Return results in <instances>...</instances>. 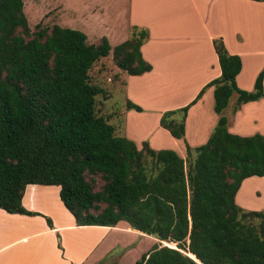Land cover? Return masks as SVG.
<instances>
[{
    "label": "trees",
    "instance_id": "trees-1",
    "mask_svg": "<svg viewBox=\"0 0 264 264\" xmlns=\"http://www.w3.org/2000/svg\"><path fill=\"white\" fill-rule=\"evenodd\" d=\"M148 39L147 30L135 27L112 51L107 37L90 44L84 32L59 25H38L33 33L24 0H0V210L38 216L23 205L28 186H59L78 226L124 221L158 239L137 264H264V211L236 202L246 179L264 177V135L232 134L223 115L234 94V112L264 98V69L254 91L241 90V58L215 40L222 75L160 122L184 139L190 108L214 87L220 119L209 141L187 145V159L147 142L139 149L118 135L112 112L100 113L99 97L112 95L92 82L91 70L112 52L121 71L151 72L141 52ZM126 109L143 112L130 100ZM99 179L104 185L97 190Z\"/></svg>",
    "mask_w": 264,
    "mask_h": 264
},
{
    "label": "crops",
    "instance_id": "crops-1",
    "mask_svg": "<svg viewBox=\"0 0 264 264\" xmlns=\"http://www.w3.org/2000/svg\"><path fill=\"white\" fill-rule=\"evenodd\" d=\"M102 26L109 42L110 35L119 40L130 39L135 27L149 32L141 52L153 70L140 76L122 73L121 82L127 99L148 113L126 109L112 112L114 118L123 116L125 119L123 136L116 125L118 135L134 141L139 149L147 142L156 151L173 150L187 159V145L195 149L209 141L220 119L214 110L215 88L189 110L184 139L174 138L160 122L166 112L185 107L222 75L215 40H223L229 54L241 58L242 69L236 79L241 90L254 91L257 77L264 69V2L129 0L130 31L127 35L118 33V27L105 19ZM166 90L176 92L178 101L174 102L175 96L164 94ZM183 92L188 94L186 99L182 97ZM237 98L238 94H234L223 112L228 119L229 132L240 136L264 135V98L246 103L234 112ZM233 99L236 100L234 103ZM242 117L248 119L245 124L241 122ZM145 128L151 131L145 133ZM253 187V194L259 199V189L263 190L260 182ZM60 190L59 186H28L23 205L31 212L39 213L38 216L0 210V264H98L117 247L124 250L123 255L130 248L147 243L150 246L145 255L160 243L158 239L132 229L124 221L115 227L78 226L62 202ZM244 198H247L246 194ZM245 204L242 201L246 207ZM124 236L136 239V245L133 241H119ZM122 255L118 256L119 262Z\"/></svg>",
    "mask_w": 264,
    "mask_h": 264
},
{
    "label": "rangeland",
    "instance_id": "rangeland-1",
    "mask_svg": "<svg viewBox=\"0 0 264 264\" xmlns=\"http://www.w3.org/2000/svg\"><path fill=\"white\" fill-rule=\"evenodd\" d=\"M24 3L25 14L28 18L29 26L33 33L36 31V27L38 25H41L43 28L48 29L53 28L55 25H59L64 28H71L82 31L87 34L88 42L90 44H97L106 35L104 34V29L102 26L104 19L105 21H110V23L117 26L118 33L120 34L127 35V33L130 31L128 28L129 0H24ZM109 38H111L110 43L112 46V51L116 46L122 44V41H125V39L123 40V38L122 40H119V37L115 38L112 35H110ZM122 73H124L126 76L128 75L116 66L112 57V52L109 57L101 59L92 68V82L102 87L104 90L111 92L112 95L111 99L107 101L105 100V96L101 95L99 97L98 108L101 114L105 113L104 111L117 113L126 109V102L128 99L121 83L123 80ZM211 88L214 87L208 88L204 94H206ZM163 93L170 94V97L175 96L174 102L178 101V95L176 92L166 90ZM187 95V93H182V97H185ZM186 98L187 97H185L184 99ZM184 99L182 98V100ZM213 100L215 106L214 94ZM235 101V99L232 100L233 103ZM198 102L196 104H198ZM167 104H170V102L168 101ZM195 105H193L191 108L195 107ZM139 113H148V111H145L143 109V112ZM194 116H196V113ZM247 120V117H244L241 122L245 124ZM132 121L135 122L136 120L132 119ZM111 123L115 126L118 125V131L120 135L123 136L125 133V119L123 120V116H121V118L115 117ZM148 131L151 130H147L146 128L143 130V132L145 133H147ZM252 131L254 130H251V132ZM259 182L260 186L263 188V190L259 189L260 200L255 197V195L253 194L254 187L252 188L254 184H258ZM263 184L264 177H253L247 179L239 193L241 194V196L239 195L237 202L242 209H244L245 211H264ZM103 185L104 182L99 179L97 181L96 189H101ZM244 194L247 195V198H244ZM242 197L245 200H243ZM242 201L246 203V207L242 205ZM119 241H122L123 243L133 241L132 244L134 243V245H136L137 242L136 239H130L127 236L119 239ZM166 244H168V242H165V244L162 243L163 246ZM149 246L150 244L147 243L140 244L139 246H134L123 255L121 253H123L124 250H122L121 247H117L111 255L106 256L105 259L101 262H98V264H133L134 260H136L137 258H139L140 260L144 253H147ZM171 247H176V245ZM120 255H122V258H120L119 262L118 256Z\"/></svg>",
    "mask_w": 264,
    "mask_h": 264
},
{
    "label": "water",
    "instance_id": "water-1",
    "mask_svg": "<svg viewBox=\"0 0 264 264\" xmlns=\"http://www.w3.org/2000/svg\"><path fill=\"white\" fill-rule=\"evenodd\" d=\"M162 243H164L165 244V242H162ZM172 244V243H171ZM174 245H176V244H174ZM164 246H168V247H171V246H169V243L168 244H166V245H164ZM173 248H176V247H173ZM185 254H187V253H185ZM189 257H191V258H193V259H196L195 258V256L194 257H192L191 255L192 254H187ZM201 264V263H200Z\"/></svg>",
    "mask_w": 264,
    "mask_h": 264
}]
</instances>
